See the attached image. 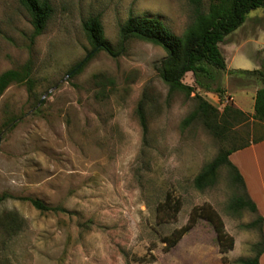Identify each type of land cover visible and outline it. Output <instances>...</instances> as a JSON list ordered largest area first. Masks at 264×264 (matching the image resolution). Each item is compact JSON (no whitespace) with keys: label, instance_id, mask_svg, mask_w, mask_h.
I'll use <instances>...</instances> for the list:
<instances>
[{"label":"rangeland","instance_id":"obj_1","mask_svg":"<svg viewBox=\"0 0 264 264\" xmlns=\"http://www.w3.org/2000/svg\"><path fill=\"white\" fill-rule=\"evenodd\" d=\"M49 1L52 14L31 41L25 9L18 0H0V74L30 61L33 78L31 92L11 83L0 95V193L39 198L70 213L39 212L19 199L0 203V214L15 211L23 220L15 232L0 225V264H241L239 259L253 256L259 232L246 224L255 214L228 208L237 188L226 169L202 190L193 178L221 147L264 138V123L251 119L262 82L230 71L264 72V8L251 10L219 43L226 64L218 72L222 95L195 91L219 110L228 101L248 116L220 140L197 120L181 128L195 92H168L158 75L166 51L137 39L121 43L119 37L124 20L143 14L181 35L192 20L188 0ZM89 15L100 17L119 54L100 51L68 73L90 49L82 32ZM244 41L237 51L230 46ZM182 82L194 85L192 73ZM139 102L145 134L136 114ZM167 192L181 206L174 220L160 222L156 207ZM202 204L219 215L232 248L221 254L213 225L198 218L165 250L162 236L186 224L190 210Z\"/></svg>","mask_w":264,"mask_h":264},{"label":"trees","instance_id":"obj_2","mask_svg":"<svg viewBox=\"0 0 264 264\" xmlns=\"http://www.w3.org/2000/svg\"><path fill=\"white\" fill-rule=\"evenodd\" d=\"M193 6L192 20L181 35L173 33L162 20L153 15L129 16L119 26L121 43L130 39H137L162 47L166 56L158 66V75L167 85L168 92L180 91L189 96L196 90L203 92H215L222 95V87L219 84L218 72L226 69L225 59L219 48V43L224 38L239 28L246 15L253 9L263 7L264 0H188ZM19 4L27 12L32 25L30 40L33 41L44 30L53 8L49 0H18ZM82 32L90 47L84 59L72 67L68 73H77L85 62L104 51L112 57L119 54L104 35L103 25L98 15H89L82 20ZM245 75L253 76L263 84L255 92L253 113L251 119L264 123V72L262 69H231ZM191 72L194 77V85L190 86L182 82L185 73ZM32 64L27 61L15 69H8L0 74V95L11 83H23L29 92L33 88ZM193 99L195 105L180 123L182 129L193 121H200L203 126L216 138L227 139L229 132L238 124L248 119V116L239 108L226 101L221 110L209 103L198 92ZM228 102V103H227ZM136 114L142 133L147 131L146 118L143 103L139 102ZM255 140L254 142H257ZM248 140L230 147H221L212 160L205 163L201 170L193 178V186L202 190L212 186L219 170L223 167L233 184L237 188V194L231 199L228 208L233 212L246 209L255 218L246 224V227L256 228L259 239L252 243L251 257L241 258V264H259V258L264 252V234L262 231L263 218L258 214L255 203L247 194L245 183L239 169L234 165L229 155L239 149L248 146ZM10 199H19L28 202L39 212H51L54 214H69L70 212L59 205H49L35 197H15L8 192L0 193V203ZM181 206L179 197L170 192L157 205V218L160 222L175 219ZM198 218L209 221L214 228L218 251L224 254L233 246V238L224 230L219 215L208 205L194 206L190 212L186 224L175 228L170 234L162 236L164 249L174 247L182 236L194 226ZM22 218L15 211L0 214V225L5 229L15 232L22 226ZM225 258H223L224 260Z\"/></svg>","mask_w":264,"mask_h":264},{"label":"crops","instance_id":"obj_3","mask_svg":"<svg viewBox=\"0 0 264 264\" xmlns=\"http://www.w3.org/2000/svg\"><path fill=\"white\" fill-rule=\"evenodd\" d=\"M248 41L253 45H258L259 43L256 40ZM248 41H244L241 44L230 43V46H233L234 51H237L240 46H244ZM257 150L264 152V138L258 139L257 142H251L248 146L232 152L229 155V159L239 169L245 183L247 194L255 203L258 214L263 218L262 231L264 234V154L262 156L254 155L253 158L250 155ZM263 256L264 252L259 258V264Z\"/></svg>","mask_w":264,"mask_h":264}]
</instances>
